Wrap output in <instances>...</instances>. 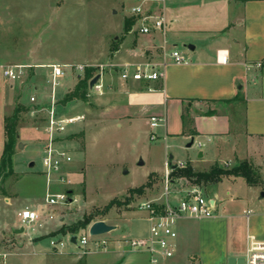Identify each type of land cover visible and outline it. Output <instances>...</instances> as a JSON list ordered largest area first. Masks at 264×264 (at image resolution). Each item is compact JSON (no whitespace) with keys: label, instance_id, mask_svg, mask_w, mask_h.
Instances as JSON below:
<instances>
[{"label":"crops","instance_id":"0c3cea01","mask_svg":"<svg viewBox=\"0 0 264 264\" xmlns=\"http://www.w3.org/2000/svg\"><path fill=\"white\" fill-rule=\"evenodd\" d=\"M119 1L124 6L125 15L130 20L134 19L129 12L132 2ZM9 5V0H0V35L12 34L10 30L15 26L11 24L10 14L5 12ZM156 7L157 10L163 8L167 15V44L160 33L139 34L135 23L109 61L111 68L104 71L102 76L95 74V77L101 76V92L89 88L88 101L74 100L65 106L59 102L64 80L56 89L58 103L55 109L59 110V114L65 112V115L70 114L64 118H81L74 125L82 128L77 137L83 138V149L74 153L83 156L82 160L86 162L88 140L95 141L96 132L115 127L147 135L151 141L163 140L159 161L146 171L148 179L156 175L162 182L167 163L178 161L188 163L197 172H204L215 165L229 167L247 160L264 175V66H259L264 61V0H161ZM117 13L119 11L115 10L114 14ZM128 35H132V40H127ZM169 40L173 52L177 50L181 53L183 63H176L173 52L168 54ZM180 43L185 48L187 45L194 48L182 52ZM0 51L4 50L0 48ZM34 63L36 68L47 72V80L50 71L43 66L61 64ZM24 65L27 70L23 80L27 81H24L21 90L18 89L20 86L17 87V81L3 76L1 68L10 65L0 60V164L7 141L5 117L10 111H15L19 105L30 109L32 96L37 98L38 110L46 111L52 106V90L50 86H43L42 71H38L40 77L36 78V75L33 77L36 71L31 70L32 65ZM146 65L164 72V78L135 81L121 77L126 68L134 70ZM114 67L120 68L121 72L114 70ZM239 93L243 98L234 100ZM61 105L66 108L65 111L60 109ZM152 118L159 119L157 127L151 126ZM33 130L19 125L17 147L23 144L22 149L38 150L39 154L44 155L48 134L44 128V135H40V139H44L42 144L41 140H36ZM152 136H156V139L153 140ZM192 140L194 145L188 148ZM197 143H202L204 149L194 153ZM60 145L67 148L63 142ZM18 152L16 148V154ZM72 157L75 161L74 155ZM72 163L63 169L70 185L61 183L58 175L49 177L44 169L36 171L34 163L30 171H24L21 173L24 176L15 180L11 190L2 189L3 183L0 184V264H153L151 255L131 252L122 242L127 238L148 236L150 223L146 229L127 235L133 237L109 234L90 238L86 246L81 245L80 238L89 235L87 230H81L78 234L59 233L63 227L77 223L88 214L86 212L82 218H77V215L69 214V209L60 207L59 203L47 202L50 195L65 193V189H69L74 197L73 187L70 186L75 182L76 172L84 169L76 166V162ZM147 163V160L143 161V165ZM13 168L14 174L19 173L14 165ZM224 179L236 182L242 178ZM224 179L211 185L207 195L218 205L216 217L181 219L177 225L176 255L170 259L162 258L154 264H229V259L234 255H246L247 235L252 232L248 229L242 245L237 247L233 242L229 222L234 216L229 214L219 191ZM150 197L148 201L159 198V195ZM28 209L39 213L40 220L24 229L19 222V213ZM134 211H125L117 216L118 219L109 216L98 220L118 229L119 224L115 222L122 220L121 217H129ZM141 212L149 222L148 214ZM49 216L54 218L50 219ZM20 229L24 231L18 232ZM74 236L78 238L75 242ZM53 240L63 242L64 246L53 247ZM103 240L108 241L106 246L98 244Z\"/></svg>","mask_w":264,"mask_h":264},{"label":"rangeland","instance_id":"374dc122","mask_svg":"<svg viewBox=\"0 0 264 264\" xmlns=\"http://www.w3.org/2000/svg\"><path fill=\"white\" fill-rule=\"evenodd\" d=\"M9 2V9L5 12L10 14L11 24L14 23L15 26L10 30L12 34L0 35V48L4 50L0 51V60L10 66L30 64L31 70L36 71L33 74L36 78L40 77L37 73L41 70L44 77L43 86L46 88H49L47 72L36 68L34 61L90 65L96 68L95 74H99L102 65L105 67L104 71L111 68L109 61L119 50L121 40L132 30L131 20L123 12L124 6L119 0L118 3L117 0H9ZM115 10L119 11V14L115 15ZM116 36L121 39H116ZM127 40H132V35H128ZM167 49L168 54L174 50L170 40ZM179 49L182 52L188 50L183 43H180ZM113 69L121 72L118 67ZM68 71L69 76L63 81L64 90L59 99L60 103L75 89L78 82V73H72L70 69ZM24 81L27 79L17 81V87L20 86L18 89L23 90ZM36 105L32 104L29 112L21 113L19 125L34 129L36 140H41L42 143L44 139H40V135H44V128L46 130L48 113L38 110ZM60 109L66 110L62 105ZM13 111L11 110L9 115H12ZM58 111L60 118L70 114L65 115V112L60 111L62 113L60 115ZM73 126L75 125L71 127ZM77 127L69 128L67 133L58 137L71 150L75 165L84 169L76 172L75 182L70 186L73 187L75 201L70 204L66 200L58 201L60 207L69 209L70 215L82 218L86 212L92 213L96 209H103L114 199L119 200L123 205H116L108 215L99 218L109 216L117 218L119 214L128 210H135L134 213L129 217H121L122 220L115 222L119 224L117 230L100 237L108 235L133 237L127 235L146 229L149 225L138 205L150 200L152 195L160 196L163 183L154 176L151 179L152 186L145 191L147 194L134 195L129 205L124 204L130 194L125 195L128 190L139 188L149 181L146 171L154 162L159 161L160 145L163 144V140L159 138L157 141H151L147 135H138L121 128H107L95 133V141L88 140V156L85 162L82 160L83 156L74 153L83 149V138L77 137L82 128ZM203 149L204 147L199 148L195 145L193 151L196 153ZM17 150L19 152L13 157V165L19 173L11 175L2 184L1 188L4 190H11L15 180L24 176L21 173L30 171L31 164H35L36 171L44 169V155L39 154L38 150L22 149L20 146ZM142 160H147V165H139ZM185 184L178 188H185ZM200 187L204 194L208 195L211 185ZM219 189L229 214L234 216L230 219L229 225L233 242L235 241L237 247L243 244L248 229L252 234L264 239V198L261 199L263 188L249 187L244 179H237L236 182L224 179ZM65 194L68 199L69 189H65ZM249 209L254 210L256 214L247 222L243 215L244 211ZM19 222L21 224L20 219ZM229 264H247L246 256L236 254L229 259Z\"/></svg>","mask_w":264,"mask_h":264},{"label":"built area","instance_id":"2783aa9c","mask_svg":"<svg viewBox=\"0 0 264 264\" xmlns=\"http://www.w3.org/2000/svg\"><path fill=\"white\" fill-rule=\"evenodd\" d=\"M132 5L129 8L130 15L136 20V31L141 35H150L160 33L163 35L164 43L167 44L168 19L165 11L156 7L161 0H130ZM176 63H183L184 59L181 53L175 50L172 53ZM263 62L259 63L262 66ZM50 69L48 84L52 90V106L46 109L47 125L46 131L48 139L46 142L43 166L45 173L49 176H59V181L63 184L70 185V181L65 177L63 169L66 165L73 162L72 153L67 148L60 145L61 141L58 137H62L67 133L68 129L76 124L79 117L60 118L55 109L56 105V89L61 85L62 80L69 74L68 69L72 70L80 78L90 65H62L51 64L43 66ZM104 66H101L100 75L104 72ZM27 66L16 65L2 67L3 76L13 82L20 81L26 76ZM164 72L156 67L146 65L145 67H136L134 70L124 69L121 77L125 80L133 79L135 81H157L164 78ZM94 91L101 92L103 84L99 80L94 87ZM30 101L37 104V98L32 96ZM159 125L158 118H152L151 126ZM156 139V136H152ZM199 148L203 147L202 143H197ZM188 165L186 162L178 161L177 163L168 162L167 171L162 180V191L159 198L147 201L139 205V209L148 214L150 223L149 234L141 238H127L122 242L131 252L148 253L151 255L152 263H158L160 259H170L176 255L178 231L177 225L181 219L191 218L197 220L215 218L218 205L214 199L204 194L202 188L198 185L185 184L184 180H175L172 178V172L175 168L183 169ZM185 188L179 189L178 187ZM173 186V187H172ZM67 201L65 193L59 195H50L47 202L56 204L58 201ZM254 215V211L249 209L244 211V217L250 221ZM19 218L24 229L31 227L32 224L40 220L39 213L32 210H24L19 213ZM53 219V216H49ZM89 233V232H88ZM92 236H83L80 238L82 246L89 243ZM99 237V236H98ZM96 238V237H93ZM78 239V238H77ZM55 248L63 247L64 243L52 241ZM106 246L107 240L98 243ZM246 259L247 264H264V239L257 237L255 234L249 233L246 240Z\"/></svg>","mask_w":264,"mask_h":264},{"label":"trees","instance_id":"16d2710c","mask_svg":"<svg viewBox=\"0 0 264 264\" xmlns=\"http://www.w3.org/2000/svg\"><path fill=\"white\" fill-rule=\"evenodd\" d=\"M131 27L136 23L135 19L131 20ZM264 66V61H263ZM96 68L89 67L86 69L83 76L79 78L75 89L66 95L62 100L63 104L74 100L88 101L90 82L95 78ZM239 93L234 100L242 99ZM30 109L19 105L12 115L5 117V129L7 141L5 144L4 153L0 164V184L4 183L12 174H14L13 157L16 154V148L19 143L18 126L21 118V113L29 112ZM156 175H151L149 181L139 188H133L129 191L130 197L127 198L124 205H129L134 195L142 196L146 189L152 186L151 179ZM158 178V176H156ZM242 178L246 181L249 187H262L264 191V175L259 171L255 165L250 161H242L232 167H221L219 165L213 166L209 171L197 172L191 165L186 168H175L172 172V178L175 180L182 179L191 185H213L221 182L224 178ZM71 192L69 191V194ZM123 205L119 200H112L103 209H96L92 213L86 214L84 218L77 223L70 226L63 227L59 233L63 235L78 234L81 230H87L89 226L98 221L99 217L106 216L116 206Z\"/></svg>","mask_w":264,"mask_h":264},{"label":"water","instance_id":"95a60500","mask_svg":"<svg viewBox=\"0 0 264 264\" xmlns=\"http://www.w3.org/2000/svg\"><path fill=\"white\" fill-rule=\"evenodd\" d=\"M188 49H193L194 47L191 45H187ZM100 75H97L91 82H90V88H93L94 85L100 80ZM194 145V140H192L189 144H188V148H191ZM20 147L23 148V144H20ZM140 165H143V161L140 162ZM261 198H264V191L261 192ZM67 203H72L73 202V198L72 195L70 193V197L67 199L66 201ZM117 227L113 226V225H109L108 223H106L103 220H98L95 221L94 223H92L89 228L87 229V231L89 232V235L92 237H98V236H103L106 234L111 233L112 231L116 230ZM24 231V229H20L18 232L22 233ZM77 239V236L73 237V241L75 242Z\"/></svg>","mask_w":264,"mask_h":264}]
</instances>
